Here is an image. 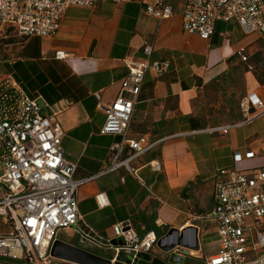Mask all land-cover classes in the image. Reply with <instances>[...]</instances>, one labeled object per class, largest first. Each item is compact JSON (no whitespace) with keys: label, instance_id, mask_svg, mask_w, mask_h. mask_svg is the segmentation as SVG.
<instances>
[{"label":"crops","instance_id":"1","mask_svg":"<svg viewBox=\"0 0 264 264\" xmlns=\"http://www.w3.org/2000/svg\"><path fill=\"white\" fill-rule=\"evenodd\" d=\"M171 1L174 13L168 18L145 12L149 0H101L67 7L52 37L10 31L0 38V79L11 76L27 95L49 104L71 102L59 116L63 155L76 162L74 177L87 179L77 191L78 210L102 238L112 237L113 226L128 219L138 236L193 227L199 249L191 250L193 255H186L182 264H204L216 249L217 229L194 216L211 207L214 177L219 169L236 167L235 153L253 152L241 161L247 165L244 171L264 167V115L222 133L214 129L240 119L210 123L198 113L197 103L207 85L237 67L243 68L245 95L255 93L264 103V34L244 33L235 20L217 21L210 38L202 39L182 28L185 0ZM145 44L152 45L151 59L166 60L170 68L160 75L145 72L129 136L144 135L155 145L129 162L135 174L124 166L103 171L120 136L99 132L105 116L93 93L111 101L127 74L126 61L144 58ZM240 47L246 49V61L236 54ZM154 161L159 170L151 167ZM98 192L107 199L103 207L94 198ZM10 230L9 221L0 216V233ZM55 241L58 249L66 244L100 258L113 257L106 245L83 240L71 230H60ZM145 255L146 264H174L157 246ZM51 260L83 264L58 255ZM0 264L25 262L0 259Z\"/></svg>","mask_w":264,"mask_h":264},{"label":"built area","instance_id":"2","mask_svg":"<svg viewBox=\"0 0 264 264\" xmlns=\"http://www.w3.org/2000/svg\"><path fill=\"white\" fill-rule=\"evenodd\" d=\"M99 1L0 0V38L9 36L10 31L22 36L52 37L67 7L93 6ZM144 10L157 18L174 13L171 0H149ZM181 12L183 30L202 39L210 38L217 21L235 20L244 33L264 34V0H185ZM143 53L145 57L138 61H126L127 74L111 101L104 102L99 92L93 93L97 108L105 116L99 132L120 136L111 146L110 165L103 171L124 166L135 174L129 162L155 145L144 135L130 137L129 126L145 72L160 75L170 65L166 60L151 59V44L143 46ZM236 54L242 61L247 60L244 47ZM57 56L63 54L58 52ZM70 104L67 100L49 104L27 95L11 76L0 79V216L11 226L9 232L0 233V259L52 264L50 252L57 233L71 230L83 240L110 248L111 264L118 262L121 253L131 254L132 264L138 254L157 246L159 237L154 230L138 236L133 220L128 219L116 223L112 237L104 239L79 213L77 191L87 179L74 177L76 162L64 157L61 145L64 131L59 116ZM240 110L242 121L214 131L227 133L264 115V103L255 93H248L240 100ZM125 149L129 152L123 157ZM251 157L253 152L235 153L233 161ZM151 167L160 169L155 161ZM94 198L99 207L107 204L103 192ZM194 218L213 222L217 229L216 249L204 264H264V167L219 169L214 177L211 207ZM112 239L121 243L111 244Z\"/></svg>","mask_w":264,"mask_h":264},{"label":"rangeland","instance_id":"3","mask_svg":"<svg viewBox=\"0 0 264 264\" xmlns=\"http://www.w3.org/2000/svg\"><path fill=\"white\" fill-rule=\"evenodd\" d=\"M235 70L207 85L202 91L197 111L210 123L243 120L240 110V100L245 96L243 68L237 67ZM245 167L247 165L244 162H238L234 168L243 170ZM164 234L159 233L157 236L160 238Z\"/></svg>","mask_w":264,"mask_h":264},{"label":"water","instance_id":"4","mask_svg":"<svg viewBox=\"0 0 264 264\" xmlns=\"http://www.w3.org/2000/svg\"><path fill=\"white\" fill-rule=\"evenodd\" d=\"M188 235V236H187ZM173 236L174 240L168 243H163L164 238ZM186 236L188 238H186ZM59 241H55L51 248L52 256H62L63 258L74 259L83 264H110V259L100 258L92 254L80 251L76 248L70 247L66 244H63L64 249H58L57 245ZM104 243H106L104 241ZM111 244H120V240L112 239ZM157 247L165 253L169 254V262L174 264H182L183 258L189 254L191 250L199 249V242L197 238V229L193 227H188L183 230H178L177 228H170L165 235L160 237L157 241ZM179 248L177 251H174L175 248ZM132 256L128 253H121L118 257L117 263L130 264ZM148 256L145 254H138L136 258L133 259L132 264H146Z\"/></svg>","mask_w":264,"mask_h":264},{"label":"bare ground","instance_id":"5","mask_svg":"<svg viewBox=\"0 0 264 264\" xmlns=\"http://www.w3.org/2000/svg\"><path fill=\"white\" fill-rule=\"evenodd\" d=\"M188 236V235H187ZM186 236V238H188ZM174 240V237L173 236H170V237H167V238H164L163 240H162V242L163 243H168V242H171V241H173Z\"/></svg>","mask_w":264,"mask_h":264}]
</instances>
